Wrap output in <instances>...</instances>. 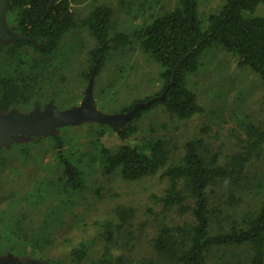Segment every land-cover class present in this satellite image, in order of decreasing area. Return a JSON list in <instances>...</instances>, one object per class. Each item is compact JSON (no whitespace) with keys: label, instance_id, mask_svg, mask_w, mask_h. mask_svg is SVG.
Returning <instances> with one entry per match:
<instances>
[{"label":"rangeland","instance_id":"obj_1","mask_svg":"<svg viewBox=\"0 0 264 264\" xmlns=\"http://www.w3.org/2000/svg\"><path fill=\"white\" fill-rule=\"evenodd\" d=\"M145 1L71 0L78 25L64 35L56 53L66 65L63 71L67 78L61 80L59 73L44 81L46 89L40 94L43 108L30 106L34 102L31 100L11 112L26 115L54 106L47 98L53 90L58 92L55 104L64 107L63 110L80 105L92 77L88 52L96 45L88 28L82 25V19L96 4H108L114 11L113 27L132 34L139 24L176 4V0ZM223 3V0H198L204 26L208 24V15L218 12ZM253 14H264V4ZM3 17L6 25H11L6 11ZM26 50L27 57L35 55L30 47ZM85 75L89 77L86 79ZM94 78V104L111 115L124 113L120 112L122 108L156 93L161 87L159 64L138 42L110 51L105 66ZM187 84L203 108L190 118L181 119L165 107L157 106L139 119L138 132L128 140L120 139L113 125L100 126L95 120L58 130L56 134L62 136L64 149H70L74 161L86 173V187L76 192H70L60 183L62 165L50 135L41 136V141H35L41 137L20 136L0 146V149L5 147L0 154V259L12 257L24 264L29 260L39 261L41 257L49 262L46 264H74L71 250L80 242L89 245L90 260L98 258L107 247L114 254H123L126 264H146L152 259V241L160 225L182 223L186 216H180L173 209L166 210L160 201L168 185L161 172L137 180L125 179L119 169L105 173L100 146L96 143L97 132L104 130L103 143L113 152L127 144L145 149L156 139L164 138L174 145L172 162L181 158L188 140L199 138L208 149L206 155L226 164L233 154L245 149L247 123L263 126L264 89L260 76L249 67L240 66L238 56L222 46L215 45L205 51L199 69L188 75ZM60 90L65 93L59 95ZM20 143L28 147L19 148ZM262 149L248 162L246 178L235 190L238 201L232 202L233 205L224 183L213 186L212 198L224 211L235 212L240 217L264 200V144ZM56 182L58 188L52 193L51 183ZM37 195L41 197L36 199ZM118 206L131 207L134 211L125 226H120ZM24 227L30 239L38 232L45 241L35 259L30 256L33 248L24 239H18ZM250 254L248 246L212 248L208 252V264H242Z\"/></svg>","mask_w":264,"mask_h":264},{"label":"trees","instance_id":"obj_2","mask_svg":"<svg viewBox=\"0 0 264 264\" xmlns=\"http://www.w3.org/2000/svg\"><path fill=\"white\" fill-rule=\"evenodd\" d=\"M223 1L218 12L208 15L206 26L199 16L198 0H176L172 9L142 22L132 34L113 27L114 11L108 4H96L82 19V25L88 28L96 43L88 52L93 77L102 71L110 51L134 42H138L160 66V89L121 109L120 112L128 113L136 108L134 115L122 125L112 126L120 139L128 140L134 136L139 130V119L157 106L165 107L181 119L202 111L197 94L187 84V77L199 69L202 55L215 45L236 54L240 66L249 67L260 76L264 89V14H253L264 0ZM6 17L12 20L8 29L17 37L0 40V114H8L31 100L34 102L30 106L43 108L40 94L46 89L44 83L59 73L61 80L67 78L63 71L66 65L56 53L64 35L78 25L71 0H8ZM26 47L35 53L33 57H27ZM88 77L85 75L86 79ZM94 82L95 78L93 88ZM56 93L50 91L47 98L56 109L63 110L64 107L55 104ZM64 93L61 91L59 95ZM99 125L109 126L100 122ZM262 125L247 123L245 149L233 154L226 164L206 155L208 149L199 138L188 140L181 158L172 162L174 145L169 140L160 137L145 149L127 144L113 152L103 143L104 130L97 132L96 143L100 146L105 173L119 169L125 179L137 180L161 172L168 185L160 201L166 210L173 209L180 216H186L182 223L160 225L152 241L154 257L146 264H208V252L212 248L227 246L250 248V257L242 264H264V200L257 208L239 217L235 212L224 211L212 198L213 186L224 183L229 189L230 203L233 205L232 202L238 201L235 190L246 178L248 162L253 155L263 151L264 116ZM61 129L63 127H58L55 135H50L62 165L60 183L70 192H76L86 187V173L74 161L70 149H64L62 136L56 134ZM27 147L26 143L19 145V148ZM3 151L5 147L0 149V154ZM57 188V182L51 183L52 193ZM40 197L37 195L36 199ZM116 213L120 226H125L134 216L131 207L118 206ZM30 236L24 227L23 235L18 239H24L27 246L33 248L30 256L35 259L45 241L38 232L33 233L31 239ZM89 248L86 242L73 247L72 262L127 263L123 254H114L110 247L98 258L90 260ZM42 263L49 262L42 260Z\"/></svg>","mask_w":264,"mask_h":264},{"label":"water","instance_id":"obj_3","mask_svg":"<svg viewBox=\"0 0 264 264\" xmlns=\"http://www.w3.org/2000/svg\"><path fill=\"white\" fill-rule=\"evenodd\" d=\"M8 0H0V40H11L17 36L8 29L4 21V13L7 9ZM90 79L87 94L80 105L67 110H58L54 106L48 105L44 111L36 110L30 114L18 115L15 112L0 114V146L8 144L13 139L20 136L27 138L40 137L43 135H55L54 131L58 127L77 125L83 121L95 120L113 125L115 128L122 125L131 118L136 108L128 113L111 115L103 113L97 109L93 100V81ZM139 106V105H138ZM0 264H21L12 257L0 259ZM24 264H42L37 260H29Z\"/></svg>","mask_w":264,"mask_h":264}]
</instances>
